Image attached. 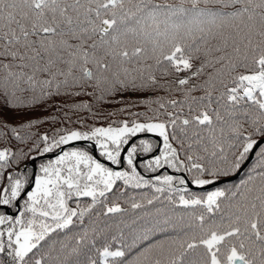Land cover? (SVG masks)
<instances>
[{
	"label": "snow or ice",
	"instance_id": "obj_1",
	"mask_svg": "<svg viewBox=\"0 0 264 264\" xmlns=\"http://www.w3.org/2000/svg\"><path fill=\"white\" fill-rule=\"evenodd\" d=\"M127 96L145 111L39 137L40 155L60 152L34 179L4 171L26 154L0 150V206L23 201L0 211V264H264V0H0V127L57 99L97 116ZM74 141L94 144L61 148ZM253 156L239 184L192 191ZM121 200L154 212L126 224Z\"/></svg>",
	"mask_w": 264,
	"mask_h": 264
},
{
	"label": "trees",
	"instance_id": "obj_2",
	"mask_svg": "<svg viewBox=\"0 0 264 264\" xmlns=\"http://www.w3.org/2000/svg\"><path fill=\"white\" fill-rule=\"evenodd\" d=\"M85 102H89L87 101V98H85ZM134 103H138L137 98L134 96L124 97L120 103H117L116 100H112L111 103L106 104L101 109L100 115L93 116L91 113L87 112L86 110H80V111L74 112L73 110H70L67 106H64L61 100L57 99L56 101H49L46 104L37 106L34 110H31L28 112L6 114L5 119L7 123L6 125L0 127V150H3L4 148H8L10 151L14 153H24L26 154L27 159H21V162L19 164H16L13 159V161L11 162V167L6 168L4 171L6 173L21 172L27 175L29 179H31L32 167L30 166V160L33 157L39 155V153L35 150L36 149L35 142L39 141V137L47 134L49 137L55 136L58 138V135L64 134L62 132H59V129H62V128H67L71 130L87 131L92 127L108 126L109 124H112L113 121H116V120L131 119L132 117L129 116V111H145V108L143 106L131 108L130 105ZM62 107H63V110L61 111L60 109ZM123 108H127L128 111L120 112V109H123ZM93 111H96V107L93 108ZM64 112H67V116L64 115ZM112 112H115L118 114L114 116L107 115V113H112ZM54 118L56 119L54 120ZM28 122H37V123H34V127L31 129H25L21 127L22 124L28 123ZM12 127H16L20 135L26 137L25 142L16 140L15 134L11 132ZM147 139H154V138H147ZM89 146H91V144L84 143V144H78L74 147H80V148L87 149ZM43 147L44 145L41 143L40 149L42 150ZM98 155H99V150H98ZM54 159L55 158L39 159L37 175L40 174L39 167L41 164H45L48 161L54 160ZM145 161L146 160L139 161V164L142 165ZM255 164H256V158L254 156L252 161L242 171V173L237 179L230 181V182H226L215 188L227 189V188L233 187L236 184H239L241 180L247 177L252 166ZM126 167L127 165L125 161L124 166L121 168H117V170H123ZM141 169L145 171L143 168ZM152 177L153 176H149L146 178H152ZM118 183H121V182H118ZM192 191L196 192L198 195H202L204 194V192L210 191V190H193L192 189ZM145 192L151 195V193L147 189H137V190L128 189V195H136L137 199L140 198V194L145 193ZM22 203L23 201L21 200V208H22ZM121 204L123 207L128 209V212L123 217H117V219H122L126 224H131L133 220H135L138 216L142 215L146 211L154 212L153 206H147V208L145 209H138V210L133 211L131 210L130 205L125 204L123 200H121ZM12 209L14 211L16 210V208H12ZM0 211H5V210L0 209ZM121 227L124 228L126 239H130V236H131L130 230L127 227H124L123 224L121 225ZM133 227H136V226L133 225Z\"/></svg>",
	"mask_w": 264,
	"mask_h": 264
},
{
	"label": "water",
	"instance_id": "obj_3",
	"mask_svg": "<svg viewBox=\"0 0 264 264\" xmlns=\"http://www.w3.org/2000/svg\"><path fill=\"white\" fill-rule=\"evenodd\" d=\"M76 142H72L70 145H73V144H75ZM67 146H69V145H67ZM66 146H62L61 148H65ZM54 154H46V155H43V157H45V156H53ZM251 158V157H250ZM250 160V159H249ZM248 160V161H249ZM247 161V162H248ZM247 162H246V164H247ZM33 165H35V160H33ZM35 172H36V168L34 167V175H33V179H34V176H35ZM239 174V172L238 173H236L235 175H233V176H231V177H228V178H225V179H223L222 181H225V180H230V179H233L234 177H236L237 175ZM222 181H219V182H217V183H220V182H222ZM216 183V184H217ZM210 186H212V185H210ZM207 187H209V186H207Z\"/></svg>",
	"mask_w": 264,
	"mask_h": 264
}]
</instances>
